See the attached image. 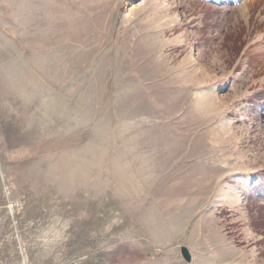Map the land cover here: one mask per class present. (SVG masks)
Instances as JSON below:
<instances>
[{"label":"rangeland","instance_id":"1","mask_svg":"<svg viewBox=\"0 0 264 264\" xmlns=\"http://www.w3.org/2000/svg\"><path fill=\"white\" fill-rule=\"evenodd\" d=\"M0 264H264V0H0Z\"/></svg>","mask_w":264,"mask_h":264},{"label":"water","instance_id":"2","mask_svg":"<svg viewBox=\"0 0 264 264\" xmlns=\"http://www.w3.org/2000/svg\"><path fill=\"white\" fill-rule=\"evenodd\" d=\"M184 258L187 262H191V256L186 250L184 251Z\"/></svg>","mask_w":264,"mask_h":264}]
</instances>
